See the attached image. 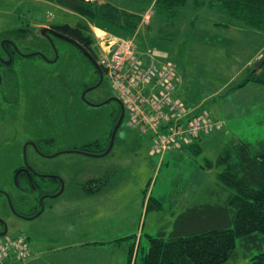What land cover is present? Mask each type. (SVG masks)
<instances>
[{
    "label": "rangeland",
    "instance_id": "rangeland-1",
    "mask_svg": "<svg viewBox=\"0 0 264 264\" xmlns=\"http://www.w3.org/2000/svg\"><path fill=\"white\" fill-rule=\"evenodd\" d=\"M109 1L118 9L141 15L142 21L131 38L115 36L107 25L83 19L48 0H0V46L5 40H13L23 51H34L42 46L39 28L65 24L75 26L78 22H84L97 53L101 43L103 52L118 39L130 40L143 62L153 60L160 65L173 64L182 80L176 94L180 100L190 107L198 105V110L205 111L211 119L222 123L221 128L201 135L197 142L200 147L198 155L179 148L160 158L151 151L152 136L141 134L138 128L130 129L124 120L107 155L62 153L54 160H44V169L59 171L64 188H81L80 185L86 181L101 178L106 182L107 191L111 190L108 194L97 196L94 200L96 208L89 212L91 214L86 219L78 217L76 222L60 212L59 223L62 228L78 232L80 238H97L105 234L117 239L136 235L135 242L141 244L145 254L149 246L146 236H155L160 230L169 231L175 217L186 208L224 202L228 194L216 180L219 168H206L207 161H214L232 138L248 142L264 138V86L250 82L234 91L229 90L244 81L252 65L244 64L254 55L264 53V35L239 25L227 31L215 28L213 23L218 19L216 14L207 9L208 0H188L168 31H164L167 23L159 21L152 4H144L141 0ZM160 30L164 32L158 34ZM166 34H169V40H161ZM172 34L174 36L170 40ZM51 42L44 36V62L27 60L23 66L15 67L14 74L30 76L35 89L44 91L42 132L44 138H56V145L53 147V142H50L48 149L56 154L59 149L74 145L80 147L101 136L106 139L108 129L114 127V105L111 103L90 108L85 104L81 98L82 91L95 80L91 66L75 46L57 38ZM49 44L56 49V60V55L53 56L49 50ZM5 72L9 73L8 70ZM114 96H117L116 92L105 77L102 84L87 92L85 97L93 102ZM1 108L8 109V105L4 104ZM5 112L1 114L8 113ZM2 117L0 121L5 122V125L0 126V188L8 190V176L11 178L10 167L13 162L5 151L13 143L12 135L18 133L19 139L15 141L17 145L11 146L12 153L13 147L20 150L21 139L27 135L21 138L18 124L10 122L8 114L5 121ZM32 130H28L27 134ZM35 130L39 131L40 128ZM108 145L102 144V148ZM18 157L20 159V154L16 163ZM16 197L15 194L11 196L10 205L0 195V217L4 220H15L14 210L19 206ZM149 197L159 200L163 209L145 213ZM57 203L66 204L70 201L65 198V194L45 198L44 211L40 216L28 222L22 221V225L10 229L7 236L14 238L22 234L29 244L27 236L33 238L34 235H42L44 229L46 233L50 232L51 222L45 224L38 233L36 229L30 228L35 223L43 221L41 224H44L46 214L52 215L54 221L56 215L51 213L49 207ZM101 219L106 221L105 227L98 222ZM73 222L78 224L73 226ZM126 245L130 244L125 240L113 246L107 245V249L112 247L109 253H112L113 264L115 261L120 264L125 259L122 247ZM103 249L99 246L96 248L97 251ZM141 256L140 250L139 258ZM247 260L239 253L231 264H247ZM20 262L14 260L9 264Z\"/></svg>",
    "mask_w": 264,
    "mask_h": 264
},
{
    "label": "trees",
    "instance_id": "trees-1",
    "mask_svg": "<svg viewBox=\"0 0 264 264\" xmlns=\"http://www.w3.org/2000/svg\"><path fill=\"white\" fill-rule=\"evenodd\" d=\"M48 1L83 19L101 22L112 29L113 35L122 38L129 39L135 35L142 21L140 14L118 9L109 0L103 3L98 0ZM141 1L152 4L159 21L167 23L164 31H168L188 0ZM207 9L217 15L218 21L213 23L215 28L228 30L239 25L264 35V0H208ZM56 28L86 48L93 43L84 22H78L75 26L58 25ZM164 31L160 30L158 34ZM168 36L166 34L161 40L168 39ZM253 64L244 81L230 91L250 82L264 86V63L259 69H254ZM191 111L190 116L201 112L198 109ZM259 124L262 125V121ZM201 135L192 144L180 149L198 155L200 147L197 142ZM102 144L95 141L79 149L92 154L103 153L107 147L102 148ZM205 167L219 168L216 180L228 194L224 202L186 208L175 217L169 231L160 230L155 236H146L149 246L145 254L134 238L127 264H231L239 253L248 259L247 264H264V138L255 142L232 138L214 161L206 162ZM80 187L85 195H93L107 186L100 178L90 179ZM162 209L159 200L149 197L146 201L145 213ZM140 250L142 256L139 258Z\"/></svg>",
    "mask_w": 264,
    "mask_h": 264
},
{
    "label": "flooded vegetation",
    "instance_id": "flooded-vegetation-1",
    "mask_svg": "<svg viewBox=\"0 0 264 264\" xmlns=\"http://www.w3.org/2000/svg\"><path fill=\"white\" fill-rule=\"evenodd\" d=\"M56 26L58 25H51L50 27H46V28H50L54 32L72 39L71 37H69L68 34L60 33L57 30ZM41 29L42 28H39V32L41 34L43 41H42V46L39 49H35L34 51H29V52L23 51L21 47L17 44V42L13 40H5L3 41V44H1L0 46V114L2 113V111L4 112V110L8 112L7 114L9 116V121L18 124V127L22 132L21 138L24 136V134L27 135L24 136L23 139L20 138L21 139L20 150L17 151V149L13 147L14 148L13 153L11 150L12 148L11 146L17 145L15 141H19V139L17 137L18 133L12 135L11 140L13 139V143L5 151L7 155L11 157L13 166L10 167V169L12 168L11 178L8 176L9 189L5 190L4 188H0V195H2L7 201L8 198L11 200V196L15 194L17 195L15 200L19 201L18 208L14 210L13 216L15 217V220L8 221L0 217V234L5 233V236L7 235L10 229L19 228L20 225H22V221L28 222L27 219L33 217L38 212H40L42 207L44 209V199H45L44 197L49 193H51V191H53L54 189L58 188L59 190L60 188V183H59L60 181L58 180L60 176L58 174L59 171L56 170L50 171L44 169V160L45 159L54 160L55 158L58 157V155L62 153H77L78 151L85 152L80 150L79 147L75 145L63 150L59 149L57 150L58 153L56 154H52L51 152L48 151L49 143L53 142L52 146L54 147L57 141L55 137L44 138V133L42 132L44 130V91L40 92L39 89H35V84L33 82V79L29 78L30 76L28 75L21 76L14 74L15 67L16 66L21 67L24 64H26L29 60L36 62L37 59V61L44 62V36H45V38L47 39L50 38L52 40L54 38H57L75 46L82 55V57L91 66L93 70V74L95 76V80L93 84L87 87L85 86L82 93L88 88L96 86V84L99 82L100 79L99 73H102L101 84L103 82V79L106 77L104 71H102L103 69L97 64L98 53L93 47V43L90 44L88 48H86L84 45H82L81 43H79L74 39L72 40L75 43H72L69 42L68 40L59 38L52 32H46L47 35H44L41 33ZM49 50L51 53H53V56L56 55V49L54 48L53 45H50ZM95 63L100 68H97L95 66ZM5 70H8L9 73L5 72ZM98 87H95L94 89ZM89 91L91 90L86 91L84 94V99H82L84 103L87 104L90 108L93 107L98 108V107H102L103 105L112 103L114 105L113 107L114 115L112 117V121H113L112 124H114L115 126L118 119L122 117L120 123L121 125L122 122L125 120V116H126V109L121 99L118 96H114L108 99L102 98L101 100H97V101L94 100L93 102H90L85 97L86 93ZM81 98H82V94H81ZM112 98H116L118 102L111 100ZM4 104L8 105V109L3 110L1 108L2 105ZM122 109H123V115H121ZM7 114H1L3 116L2 117L3 121H5V116ZM37 118L38 120H36ZM4 125L5 122L2 123L0 121V126H4ZM31 128H33L32 132L27 134L28 130H31ZM36 128H40V130L36 131L35 130ZM113 128L108 129L109 130V132L107 131L108 134L106 132L107 134L105 135L106 139H102L101 136L95 141H98L103 144H106L108 142L109 144ZM19 154H20V159L18 157V163H16L17 162L16 158ZM35 157L37 158V160H34ZM34 219L35 218H33L32 220ZM30 229H32V227Z\"/></svg>",
    "mask_w": 264,
    "mask_h": 264
},
{
    "label": "built area",
    "instance_id": "built-area-1",
    "mask_svg": "<svg viewBox=\"0 0 264 264\" xmlns=\"http://www.w3.org/2000/svg\"><path fill=\"white\" fill-rule=\"evenodd\" d=\"M104 40V39H103ZM98 64L126 109L130 129L151 135V151L162 158L167 152L192 144L196 138L222 126L205 111H192L177 98L181 78L173 64L145 63L130 40L118 39L102 52ZM101 51V53H100ZM29 255V244L22 234L0 238V264L22 261Z\"/></svg>",
    "mask_w": 264,
    "mask_h": 264
},
{
    "label": "crops",
    "instance_id": "crops-1",
    "mask_svg": "<svg viewBox=\"0 0 264 264\" xmlns=\"http://www.w3.org/2000/svg\"><path fill=\"white\" fill-rule=\"evenodd\" d=\"M227 31V30H226ZM261 55H254L248 63L244 64L245 66H249L257 61ZM182 83V80H181ZM179 98L178 95H176ZM188 106V105H187ZM190 107V106H189ZM190 110H197L198 105L195 107H190ZM172 152V151H170ZM79 187V186H78ZM77 186H69L65 187L62 194H65V198L69 199L70 203L60 204L57 203L53 205L54 207H49L51 213H55L54 221L52 220V215H45L44 224L35 223L32 228L38 231L45 226V224L50 223L49 230L50 232L46 233L44 229V234H37L34 237H28L29 241V255L26 259L22 260L17 264H113V257L111 256L112 247L107 249V245H112L120 243L122 240H125L127 244L125 247H122L123 254H125V259L120 262V264H127L128 261V252L129 248L134 242V238H137L136 235H128L121 238H112L110 235L107 236L105 234L99 237L93 238H80L78 232L72 229L62 228L60 221V212L61 214L68 215L71 219L77 222L78 217H82L86 219L89 217L91 210L94 211L96 208V203L94 200L97 196L101 194H108L111 190L107 191L108 187H104L98 194L93 195H85L83 188H78ZM77 189L79 191H77ZM61 194V195H62ZM94 203L95 205H93ZM43 216V214H42ZM76 217V218H75ZM59 219V220H58ZM85 220H81L83 222ZM58 222V223H57ZM76 222H73V226H76ZM101 223L102 227L106 226V221L101 219L98 221ZM97 223V222H96ZM95 223V224H96ZM94 224V225H95ZM36 231H34L36 234ZM74 231V232H73ZM90 234V233H89ZM91 235V234H90ZM92 236V235H91ZM97 236V234L95 235ZM132 237V238H129ZM131 239V240H129ZM132 241V242H131ZM136 243V242H135ZM85 246H83V245ZM97 246L103 251H97ZM116 246V245H114ZM89 255V256H88ZM88 256V261L86 258ZM97 259V260H96ZM9 262H13L12 260H6L2 264H9ZM117 264V261H115Z\"/></svg>",
    "mask_w": 264,
    "mask_h": 264
},
{
    "label": "water",
    "instance_id": "water-1",
    "mask_svg": "<svg viewBox=\"0 0 264 264\" xmlns=\"http://www.w3.org/2000/svg\"><path fill=\"white\" fill-rule=\"evenodd\" d=\"M46 32H52L53 34H55L56 36H58L59 38H62V39H64V40H68L69 42H72V43H75L72 39H70V38H68V37H66V36H63V35H61V34H59V33H56V32H54L52 29H50V28H46V27H44V28H42L41 29V33L42 34H44V35H47L46 34ZM50 42H51V39L49 38L48 39ZM52 43V42H51ZM3 44V43H2ZM77 46V45H76ZM80 48V47H79ZM57 59V54H56V57H55V60ZM263 63H264V55L262 56V57H260L254 64H253V68L254 69H259L262 65H263ZM95 66L97 67V68H100L96 63H95ZM100 72V71H99ZM100 74V79H99V82L96 84V86L95 87H98L100 84H101V81H102V73H99ZM95 87H90V88H88L87 90H85L83 93H82V99H84V94H85V92L86 91H88V90H92V89H94ZM111 100H113V101H117L118 102V100L116 99V98H112ZM110 100V101H111ZM121 115H123V109H122V114ZM121 118L122 117H120L119 119H118V121H117V123L115 124V126H114V128H113V130H112V133H111V138H110V141H109V145H108V147L106 148V150L103 152V153H101V154H92V153H86V152H81V151H78L77 153H82V154H84V155H89V156H105V155H107L109 152H110V150L112 149V146H113V143H114V138H115V135H116V133H117V130H118V128H119V125H120V123H121ZM58 180L60 181V188H59V190L56 192V193H54V194H49V195H46L44 198H56L57 196H59V195H61L62 194V192H63V190H64V183L62 182V180L60 179V178H58ZM42 200V199H41ZM8 202H9V204L11 205V202H10V199L8 198ZM43 211V207H42V209H41V211L40 212H38L36 215H34L33 217H31V218H29V219H27L28 221H30V220H32L33 218H36L37 216H39L40 214H41V212ZM5 236V233H2V234H0V238H2V237H4Z\"/></svg>",
    "mask_w": 264,
    "mask_h": 264
},
{
    "label": "bare ground",
    "instance_id": "bare-ground-1",
    "mask_svg": "<svg viewBox=\"0 0 264 264\" xmlns=\"http://www.w3.org/2000/svg\"><path fill=\"white\" fill-rule=\"evenodd\" d=\"M97 61H99V58H97ZM98 64V63H97ZM99 65V64H98ZM103 71V70H102ZM27 239V238H26Z\"/></svg>",
    "mask_w": 264,
    "mask_h": 264
}]
</instances>
